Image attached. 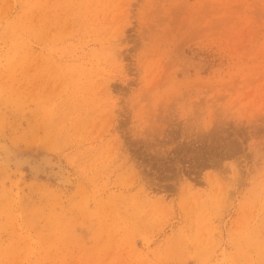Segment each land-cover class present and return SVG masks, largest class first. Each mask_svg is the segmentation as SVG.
<instances>
[{
	"label": "rangeland",
	"instance_id": "rangeland-1",
	"mask_svg": "<svg viewBox=\"0 0 264 264\" xmlns=\"http://www.w3.org/2000/svg\"><path fill=\"white\" fill-rule=\"evenodd\" d=\"M0 144V264H264V0H0Z\"/></svg>",
	"mask_w": 264,
	"mask_h": 264
},
{
	"label": "water",
	"instance_id": "water-1",
	"mask_svg": "<svg viewBox=\"0 0 264 264\" xmlns=\"http://www.w3.org/2000/svg\"><path fill=\"white\" fill-rule=\"evenodd\" d=\"M34 160H38V159H34L31 157H26V160L23 161H15V163L19 164V165H24L28 171H31V173L35 176L37 175H46L48 173L47 169H45L44 167H40V166H36L34 164Z\"/></svg>",
	"mask_w": 264,
	"mask_h": 264
},
{
	"label": "bare ground",
	"instance_id": "bare-ground-1",
	"mask_svg": "<svg viewBox=\"0 0 264 264\" xmlns=\"http://www.w3.org/2000/svg\"><path fill=\"white\" fill-rule=\"evenodd\" d=\"M51 130H52V129H51ZM51 142H52V141H51ZM2 144H3V143H2ZM0 145H1V144H0ZM4 148H5V147H4ZM4 148H3V149H4ZM7 149H8V148L6 147V150H7ZM8 150H9V149H8ZM14 150H15V149H14ZM7 152H8V151H7ZM11 152H12V151H11ZM12 154H13V153H12ZM9 155H10V154H9ZM7 156H8V155H7ZM14 157L16 158L15 155H14ZM14 157H13V158H14ZM8 158H9V156L6 157V159H8ZM10 158H11V157H10ZM42 158H43V157H42ZM6 159H5V160H6ZM19 159L21 160V157H18V161H19ZM24 159H25V158H23V160H24ZM3 160H4V158L1 159V157H0V162L2 163V165L5 166V167H7V168H10L9 165L6 166L7 163H8L7 160L5 161L6 163H5ZM9 160H10V159H9ZM12 160H14V159H12ZM23 160H22V161H23ZM45 160H46V159H45ZM38 161H39V160H38ZM9 162H11V160H10ZM12 162H13V161H12ZM14 162H15V161H14ZM33 162H34V161H33ZM42 162H43V161H42ZM36 163H37V162H36ZM39 163H41V161H39ZM39 163H38V165H39ZM8 164H9V163H8ZM12 164H13V163H12ZM15 164H16V163H15ZM36 165H37V164H36ZM50 165H51V163H50ZM52 165H53V164H52ZM16 167H17V166H15V168H14V167H13V168H14L15 170H17L18 168L16 169ZM11 168H12V167H11ZM11 168H10V169H11ZM20 168H22V167H20ZM23 168H24V167H23ZM23 168H22V169H23ZM46 168H47V167H46ZM8 170H9V169H8ZM51 170H52V169H51ZM20 172L24 173V171H20ZM56 173H57V172H56ZM53 174H54V173H53ZM65 178H66V177H65ZM33 181H34V180H33Z\"/></svg>",
	"mask_w": 264,
	"mask_h": 264
}]
</instances>
